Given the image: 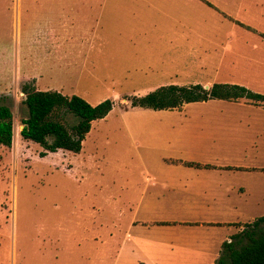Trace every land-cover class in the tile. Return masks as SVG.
<instances>
[{
	"label": "rangeland",
	"instance_id": "374dc122",
	"mask_svg": "<svg viewBox=\"0 0 264 264\" xmlns=\"http://www.w3.org/2000/svg\"><path fill=\"white\" fill-rule=\"evenodd\" d=\"M259 34L264 0H0V103L14 123L11 146H0V264H216L219 239L264 216V173H211L250 195L216 214L193 211L180 180L210 171L183 174L169 160L264 168V107L208 100L155 111L128 99L171 84L264 95ZM33 74L40 91L112 102L79 153L42 157L21 137V87ZM195 217L240 223H173ZM193 237L199 249L181 247Z\"/></svg>",
	"mask_w": 264,
	"mask_h": 264
},
{
	"label": "trees",
	"instance_id": "16d2710c",
	"mask_svg": "<svg viewBox=\"0 0 264 264\" xmlns=\"http://www.w3.org/2000/svg\"><path fill=\"white\" fill-rule=\"evenodd\" d=\"M246 29L255 32L253 29ZM264 38V34H259ZM24 96L25 117L20 120L23 139L39 144L44 152L54 153L64 150L79 153L82 141L89 132L91 123L106 117L112 109V102L107 99L97 105H90L84 99L72 95H62L57 91H40L34 86V81L22 85ZM132 108L150 109L155 111L174 110L184 104L222 100L237 102L240 100L254 106L264 107V95L252 92L240 85L214 84L205 89L200 84L179 86L166 85L149 92L142 97L132 96L128 99ZM13 114L11 109L0 103V146L10 147L14 135ZM171 164H182L186 167L201 165L180 160H169ZM204 168H210L204 165ZM227 170L252 171L264 173L261 169H246L242 167H224ZM264 223V216L246 224L245 228L234 235L237 240L222 243V252L216 264H264V229L259 226ZM243 240L245 244L240 247Z\"/></svg>",
	"mask_w": 264,
	"mask_h": 264
},
{
	"label": "crops",
	"instance_id": "0c3cea01",
	"mask_svg": "<svg viewBox=\"0 0 264 264\" xmlns=\"http://www.w3.org/2000/svg\"><path fill=\"white\" fill-rule=\"evenodd\" d=\"M38 76L39 74H33V75H28L26 76L27 82L29 81H34V86L38 82ZM36 87V86H35ZM37 88V87H36ZM39 90V89H37ZM182 161V160H180ZM182 162H189V161H182ZM193 163V162H192ZM197 164V163H196ZM199 164V163H198ZM204 165H209V164H201L200 167H185L186 170L183 168V174L184 171H192L197 173V175H203V172H208L210 171L208 179H184L183 178L180 180L181 182V191H182V204L184 207H191L194 209H199V208H207L208 210L211 209L212 213H217L218 208H229L232 206L231 202H234L233 199H235V206H239V201L240 200H246L249 197V190L245 188L242 185L239 184H226L224 185L221 181L222 176H219L220 179L212 177L213 172H218V173H226V172H233L235 170H227V169H221L224 167H238V166H222V167H210V168H204ZM211 166V165H209ZM184 167V166H183ZM245 168V167H242ZM249 168H254V167H249ZM261 168V167H257ZM200 172V173H198ZM222 175V174H220ZM238 207H235L234 209H228V211H232L236 216H241L239 213V210L237 209ZM197 216V215H194ZM173 223H178L179 225H185V226H194V227H203L206 226L207 228L215 229V227H222V226H235L234 224H238L240 222H226V221H217L214 219V221H204V219H198L197 217L191 219V221H186L183 219L179 221H173ZM232 224V225H231ZM235 232L233 233L234 235L237 232L242 231L243 226H235ZM213 233L214 232H209L208 236L213 238ZM233 235H229L228 237H224L223 239H219L218 243L216 244L217 248V254H220L221 252V246L222 243L225 241H228V238ZM183 239H184V234H183ZM209 239V238H208ZM192 243H181V247H184L186 249L188 248H193V249H199L198 248V239L196 237H193ZM184 241V240H183ZM213 242V241H212ZM211 242L208 243V245ZM202 247V246H200Z\"/></svg>",
	"mask_w": 264,
	"mask_h": 264
},
{
	"label": "water",
	"instance_id": "95a60500",
	"mask_svg": "<svg viewBox=\"0 0 264 264\" xmlns=\"http://www.w3.org/2000/svg\"><path fill=\"white\" fill-rule=\"evenodd\" d=\"M208 87H205V89H207Z\"/></svg>",
	"mask_w": 264,
	"mask_h": 264
}]
</instances>
